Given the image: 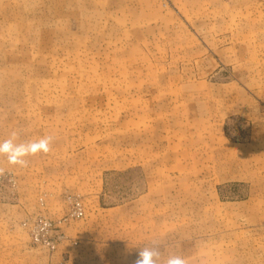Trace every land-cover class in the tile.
<instances>
[{"label": "rangeland", "instance_id": "rangeland-1", "mask_svg": "<svg viewBox=\"0 0 264 264\" xmlns=\"http://www.w3.org/2000/svg\"><path fill=\"white\" fill-rule=\"evenodd\" d=\"M12 131L0 264H264V0H0Z\"/></svg>", "mask_w": 264, "mask_h": 264}, {"label": "clouds", "instance_id": "clouds-1", "mask_svg": "<svg viewBox=\"0 0 264 264\" xmlns=\"http://www.w3.org/2000/svg\"><path fill=\"white\" fill-rule=\"evenodd\" d=\"M18 135L17 131H12L7 139L0 140V157H6L9 164L27 167L29 164L27 157L35 156L38 153L47 154L51 150L50 146L54 139L51 135L16 143ZM2 171L0 169V172ZM159 256L160 253L155 246L153 248L144 247L137 252L132 264H156V259ZM164 264H188V262L180 255H169Z\"/></svg>", "mask_w": 264, "mask_h": 264}]
</instances>
